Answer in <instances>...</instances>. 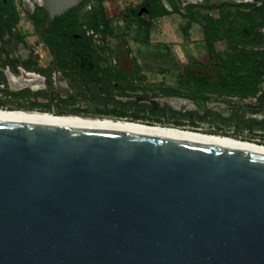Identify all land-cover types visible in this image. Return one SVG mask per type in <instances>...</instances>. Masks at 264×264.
<instances>
[{
	"label": "water",
	"instance_id": "95a60500",
	"mask_svg": "<svg viewBox=\"0 0 264 264\" xmlns=\"http://www.w3.org/2000/svg\"><path fill=\"white\" fill-rule=\"evenodd\" d=\"M0 264H264V157L0 120Z\"/></svg>",
	"mask_w": 264,
	"mask_h": 264
},
{
	"label": "rangeland",
	"instance_id": "374dc122",
	"mask_svg": "<svg viewBox=\"0 0 264 264\" xmlns=\"http://www.w3.org/2000/svg\"><path fill=\"white\" fill-rule=\"evenodd\" d=\"M26 1V0H25ZM91 5H96V0H89ZM104 9L107 10L106 18L110 25L109 34H97L89 32L92 38L90 39L91 46L98 48L101 51L99 58L100 61H95L94 57L88 59L84 55H78V64L84 61L92 64H101L103 67L108 66L114 69L111 78L117 82L119 79H125V88H130L137 95H149L160 98L161 95H191L192 91L204 92L205 87L200 84L202 76L210 77L213 75V70H210V65H221L217 56H211L206 49L203 35H199L201 31L200 26H195L198 35H187L184 37L181 29L184 26L183 19L178 14H171L170 20H163L157 23V28L154 30L153 35H149L145 39L143 35H137L136 24L142 21H148L149 13L143 14L141 17H132L129 14L130 9L143 6L149 10V4H145L143 0H103ZM177 7H182V0H176ZM187 1V0H184ZM263 0H204L206 3H219L214 9H192L194 12H201L204 15L213 18H219V15L229 12L231 16H235L238 11L252 12ZM10 3V7L14 8L15 14L18 16V22L15 25L16 34L12 29L0 28V64L10 66H21L20 59L9 60L7 52L4 50V43L2 37L4 35H18L11 37V41L7 43L6 47L9 52H16L17 48L23 47L30 52L28 59V67H46L45 74L50 77L52 74L51 64L52 59L43 45H40L37 39V21L43 20L47 17V12L39 6H36L33 0L28 2L34 4L33 13H27L23 8L22 0H0V11L4 3ZM30 3V4H31ZM250 5V6H248ZM248 6V7H244ZM186 8L189 5L185 6ZM12 11L13 9H9ZM89 10L87 6L85 9L77 10L74 15L79 16L78 23L84 24L86 19L83 15ZM157 20V19H155ZM2 23L6 21L5 16H2ZM185 23V21H184ZM84 30V28H83ZM165 31V32H164ZM264 34V29L262 30ZM80 35V34H75ZM26 38L28 44L22 43L19 38ZM46 36V35H45ZM37 37V38H36ZM22 39V38H21ZM85 42V41H83ZM82 42V43H83ZM92 48V47H91ZM226 50L225 43H217L215 45L216 54ZM214 59V60H213ZM56 65L60 66L61 61H56ZM48 65V66H47ZM138 70V72H137ZM72 75V72H68ZM20 75V73H19ZM76 79L74 75L69 77ZM264 79V78H263ZM196 81V82H195ZM0 100H8L10 102L19 103L20 101L27 103L31 98L28 96L21 97L20 94L17 98L14 97L8 89L5 78L0 72ZM8 88V89H7ZM264 91V84L262 86ZM131 93V92H128ZM24 94V93H22ZM126 95V90H125ZM197 96H201L198 94ZM216 100V95H210ZM20 99V100H19ZM27 100V101H26ZM222 101V100H221ZM225 102H234L238 104V100H229L224 98ZM199 102V100H198ZM253 103L252 100H247L245 103ZM200 103V102H199ZM241 103V102H240ZM161 114H149L134 108H128L125 113L129 118L140 119V123L147 125H160L165 127H175L184 130L201 132L204 134L215 135L219 137L231 138L234 140L255 143L264 145V130L256 128L250 131L248 128V118L244 115L247 110L242 108V119L236 121L229 118L226 122H222L216 114L208 115L205 120L192 119V121L180 122L175 116L170 115V108L166 104H162ZM79 111H86L89 116L96 117L109 109L116 108L113 103H110L108 98L103 100H96L93 96L83 94L76 104L72 105ZM110 120V119H109ZM130 120V119H128Z\"/></svg>",
	"mask_w": 264,
	"mask_h": 264
},
{
	"label": "flooded vegetation",
	"instance_id": "af4514ba",
	"mask_svg": "<svg viewBox=\"0 0 264 264\" xmlns=\"http://www.w3.org/2000/svg\"><path fill=\"white\" fill-rule=\"evenodd\" d=\"M83 1H81L77 6L71 8L70 10L77 8ZM30 3L28 4V8H26L23 4V8L27 13H33L34 10L35 3ZM163 3L166 9L171 11L169 5L165 1H163ZM218 4L219 3L217 2L208 4L204 2V0L195 3L191 2V0H182L183 8H185L186 5H197L196 8L199 10H212L215 8V6H218ZM259 5L264 6V0L261 1ZM134 11H136L138 17H141L143 14H147L148 12L145 7L140 5L137 9H131V13H134ZM55 17L50 18L47 12V19L50 20ZM46 22L47 21H45V23ZM12 31L16 34L15 28H12ZM37 33L38 38H36L39 39L41 43L40 45H43L45 47L52 59V74L50 77L45 74L46 67H28L27 61L29 59L30 52H28L24 48V46L17 48L16 52H9L8 48L6 47L7 43L11 41V37H17L18 35H4L1 38L2 42L4 43V50L8 53L7 56L9 60L18 58L23 62L21 66L0 64V72L2 73V76L5 78L6 84L9 87V89H7L11 93H13L15 98H17L19 94L21 97H24L26 95L31 98L27 103H24L22 101H20L19 103H15L8 100H0L1 114H15L38 118L124 121L130 123L131 121L118 119L117 117L108 116L106 114L109 111H115L117 114L121 112L125 113V103H133L134 106H131V108L137 110H141L142 108V112H147L152 115L161 114L163 110L161 109L163 107L162 104H166V106L170 108L169 112L171 116L177 117L178 119H180V122H182L181 119H183L184 122L187 123L189 121H192V119L205 120L206 118H208V115L213 114H216L222 122H226L230 117L235 119L236 121H240V119H242V108H245L247 110L244 115L248 118V120L264 121V91L262 88L264 81L260 84V91L254 97L241 98L238 95H227L221 90L214 89L215 85L212 86L213 84H215L216 77L219 75L217 71L220 68H223V65H210V70H213V75L210 77H207L205 75L202 76L203 79L200 84L205 87L204 92L192 91L191 95L189 94L186 96L165 94L161 95L160 98H157L156 96H149L147 94L137 95L132 90H127L125 95V79L122 78L121 81L119 79L117 82H115L111 78L112 73L114 72L113 68L111 69V67L108 66L103 67L101 64H88V62L86 61L81 64L77 63L79 59L78 55L81 54L86 56L87 59L88 57H94L95 61H100L99 55L101 51L98 50V48L65 46L66 43L69 45H81L83 42L81 35H60L63 37V40L58 41V44L61 45V47H57L51 50L46 44V36L48 35H41V30L37 31ZM21 38H19L21 44L24 42L25 44H28L26 38L23 39L22 36ZM86 42L87 44H90L89 40ZM56 61H61L60 66L55 64ZM68 72H72V75H74L76 79H70L69 77L72 75ZM0 88H2V86ZM85 93L93 96L95 100L96 98L97 100H103L107 97L110 103L120 102L122 105L120 107L109 109L101 114H97L96 117L93 115L89 116L86 111H79L75 108H72V105L76 104L77 100L81 98ZM198 94H201V96H197ZM210 95H216L217 99H212ZM224 98H227L229 100L236 99L239 102L238 104L234 102H225ZM198 100L200 103L198 102ZM247 100H252L253 103H242L246 102ZM138 121H140V119H138L137 122H132L131 124L142 125L161 130H173L180 132L188 131L193 133H200L204 136H215L175 127L147 125L142 124ZM252 126V122H249L248 128H251ZM249 144L255 143L251 142ZM258 146L264 147V145Z\"/></svg>",
	"mask_w": 264,
	"mask_h": 264
},
{
	"label": "trees",
	"instance_id": "16d2710c",
	"mask_svg": "<svg viewBox=\"0 0 264 264\" xmlns=\"http://www.w3.org/2000/svg\"><path fill=\"white\" fill-rule=\"evenodd\" d=\"M163 1H165L171 11L167 10ZM149 4L148 21L140 20L136 24L137 35H143L145 39L149 38L152 28V21L157 18L169 16L171 14H178L185 21L181 29L184 37H187V32L192 24L200 26L207 52L213 56H217L223 68H220L214 89L221 90L227 95H238L241 98L254 97L260 91V84L264 81V6L258 5L252 12L238 11L235 16H231L229 12L222 13L219 18H213L204 15L201 12H194L197 5H189L188 8L179 9L176 0H143ZM103 0H96V5H91L89 0H84L77 8L69 10L65 14L55 17L53 19L38 20L37 31L41 30V35L46 36L47 46L53 50L54 48L61 47L58 44L59 40H63L60 35H75L80 34L83 42L81 45H69L68 47H86L93 48L90 41L91 36H87L89 32L110 33V25L107 21ZM261 3V2H260ZM89 7L83 15L86 19L84 24L78 23L79 16L74 15L77 10ZM250 6V5H248ZM244 6V7H248ZM9 9H13L10 11ZM137 11V10H136ZM129 14L132 17H138L136 14ZM2 16H5L6 21L2 23ZM45 21H47L45 23ZM18 22V16L15 14L14 8L10 3H4L0 11V28L12 29ZM84 28V30H83ZM110 35V34H109ZM225 43L226 50L216 54L215 45L217 43ZM214 60V59H213ZM240 67V68H239ZM138 72V70H137ZM125 90H131L129 87ZM116 107H120V102L113 103ZM134 106L133 103H125V110ZM115 110V109H114ZM106 115L124 119L126 121L137 122V118L131 119L126 113L117 114L115 111H109ZM130 119V120H128ZM252 127L249 128L253 131L254 128L264 130V121L252 120Z\"/></svg>",
	"mask_w": 264,
	"mask_h": 264
},
{
	"label": "bare ground",
	"instance_id": "6f19581e",
	"mask_svg": "<svg viewBox=\"0 0 264 264\" xmlns=\"http://www.w3.org/2000/svg\"><path fill=\"white\" fill-rule=\"evenodd\" d=\"M25 7L28 8L29 2L23 0ZM54 2V0H52ZM41 3V2H40ZM42 4L48 7L47 0H42ZM56 7H48L52 12H58V4ZM40 117V116H39ZM0 120L76 129V130H89V131H106L123 133L133 136L149 137L155 139H163L173 142L195 144L203 147H211L217 149H225L238 153H244L249 155H256L264 157V147L255 144H249L242 141H236L227 138L204 136L200 133L193 132H180L173 130H161L152 127H146L142 125H133L132 122L124 121H98V120H74V119H59V118H38L30 116H21L15 114H1Z\"/></svg>",
	"mask_w": 264,
	"mask_h": 264
},
{
	"label": "crops",
	"instance_id": "0c3cea01",
	"mask_svg": "<svg viewBox=\"0 0 264 264\" xmlns=\"http://www.w3.org/2000/svg\"><path fill=\"white\" fill-rule=\"evenodd\" d=\"M103 5H104V4H103ZM106 13L108 14L107 10H105V14H106ZM170 17H171V15H169V16H164V17H162V18H157V20H153V21H152V28H151V31H150V34H149V35H153L154 30H156V28H157V23H156V21H157V22H159V21L161 22V21H163V20H167V19L170 20ZM183 24H185L184 21H183ZM195 26H198V25H197V24H192V25H191V27L189 28V30H188V32H187V35H195V34L198 35L199 32L194 31L195 28H196ZM164 32H165V31H164ZM199 35L202 36V35H203L202 32H200Z\"/></svg>",
	"mask_w": 264,
	"mask_h": 264
}]
</instances>
